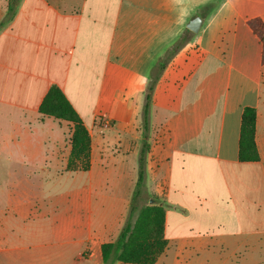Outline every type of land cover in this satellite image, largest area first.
<instances>
[{
    "label": "crops",
    "instance_id": "1",
    "mask_svg": "<svg viewBox=\"0 0 264 264\" xmlns=\"http://www.w3.org/2000/svg\"><path fill=\"white\" fill-rule=\"evenodd\" d=\"M254 18L264 22V0H19L0 28V264H102V245L128 220L144 148L139 207L165 211L156 264L171 250L239 249L264 233ZM54 85L90 132L87 172L66 171L72 124L39 112ZM247 107L257 162L239 159Z\"/></svg>",
    "mask_w": 264,
    "mask_h": 264
},
{
    "label": "trees",
    "instance_id": "2",
    "mask_svg": "<svg viewBox=\"0 0 264 264\" xmlns=\"http://www.w3.org/2000/svg\"><path fill=\"white\" fill-rule=\"evenodd\" d=\"M19 0H10L8 12L0 23V28L11 21L15 15ZM249 28L259 38L261 44V62L264 64V22L254 18L248 22ZM152 90V89H151ZM151 96L143 110V128L149 127V108ZM39 112L72 124L71 152L66 171L87 172L91 169L92 138L79 114L56 85L52 86L44 97ZM256 109L247 107L242 115L239 159L241 162L259 161L256 145ZM146 148L140 154L139 178L133 192L128 220L117 240L104 243L101 247L102 264H156L165 252L167 241L164 237L165 211L158 205L139 207L144 195V168ZM137 217L134 220L135 214Z\"/></svg>",
    "mask_w": 264,
    "mask_h": 264
},
{
    "label": "rangeland",
    "instance_id": "3",
    "mask_svg": "<svg viewBox=\"0 0 264 264\" xmlns=\"http://www.w3.org/2000/svg\"><path fill=\"white\" fill-rule=\"evenodd\" d=\"M178 67L179 64H177ZM145 204L146 202H144ZM228 246L234 247L220 246L212 251H200L191 255L189 252L180 253L171 250L167 257L160 260L158 264H264V233H252L249 236V243L239 249H236L234 243H230ZM16 257L14 256L12 259ZM82 263H86L85 259L76 257L74 264Z\"/></svg>",
    "mask_w": 264,
    "mask_h": 264
},
{
    "label": "water",
    "instance_id": "4",
    "mask_svg": "<svg viewBox=\"0 0 264 264\" xmlns=\"http://www.w3.org/2000/svg\"><path fill=\"white\" fill-rule=\"evenodd\" d=\"M202 25V19L200 17L195 18L188 24V29L194 33H198Z\"/></svg>",
    "mask_w": 264,
    "mask_h": 264
},
{
    "label": "built area",
    "instance_id": "5",
    "mask_svg": "<svg viewBox=\"0 0 264 264\" xmlns=\"http://www.w3.org/2000/svg\"><path fill=\"white\" fill-rule=\"evenodd\" d=\"M102 120V123L104 124V126H109L111 124V122L108 120V119H101Z\"/></svg>",
    "mask_w": 264,
    "mask_h": 264
}]
</instances>
